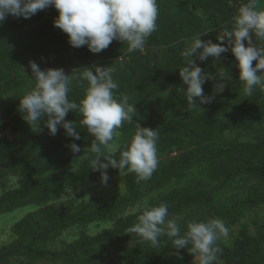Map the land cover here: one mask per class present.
<instances>
[{"label":"trees","instance_id":"1","mask_svg":"<svg viewBox=\"0 0 264 264\" xmlns=\"http://www.w3.org/2000/svg\"><path fill=\"white\" fill-rule=\"evenodd\" d=\"M156 2L159 8L157 30L146 40L145 49L166 47V50L164 54L163 52L154 56L147 54L145 57L138 51L130 53L135 62L133 67L126 71L127 74H123L116 90L118 102L123 95H127L128 102L134 104V107L137 106L135 114L145 113L147 109L152 108V95L167 88H171L170 98L177 102L178 88L185 87L177 72L178 68L185 66V60L181 55L189 47L185 42L207 32L206 41L222 43L223 46L230 48L227 41L221 42L217 39L218 34L215 31L226 27L231 29V22L243 4L240 0H156ZM53 10L54 7L49 6L28 19L8 15L5 20L0 21V71H2L0 98L4 93L17 88L26 77L32 78L26 71L30 61L40 66L46 65L48 69L71 68L74 70L92 68L96 65L114 68L113 75L119 70L113 66L112 61L120 54L127 52L126 43L114 40L100 53L90 52L87 46L74 48L69 45L67 34L54 26L57 17L51 14ZM253 42L257 47H264V41L257 40L254 35ZM173 44H175L174 47H172ZM175 47L176 52H174ZM158 58L163 61L158 62ZM192 59L209 76L211 80L208 81L213 80V76L224 64L228 68L236 69L235 76L229 79L230 82L226 83V86L232 89L240 83L238 82L239 69L230 50L222 53L220 58L210 56L207 60L201 61L193 56ZM21 71L24 75L20 73ZM69 87V100L79 104L88 87L87 82H84L83 87H79L73 81ZM209 94L210 91L204 92L205 96L211 97ZM178 101L179 104H176L180 106L182 100L179 96ZM196 101L200 104L199 98ZM14 112V108L4 106L0 101V119ZM135 114L132 123H137ZM157 117L154 112L149 115L151 119ZM176 118L172 116L162 120L164 130L158 132L157 154L161 155L165 151L182 150L191 146L185 145L184 133L194 138L191 144L196 145L195 150L184 152L180 158L159 162L148 181L137 183L136 175L129 174L126 176V193L98 207L91 205L79 206L74 210H57L48 204L57 199L66 187L77 188L101 178L100 172L90 168V161L95 158L94 153V156L91 155L90 158L81 162L76 170H61L66 162L57 154L58 152L65 151L70 144L77 145L82 140L90 146L94 139L81 126V115L78 112L69 111L65 121L75 123L76 131L81 137L79 140L68 136L65 129L59 125L58 133L54 136L50 135L44 123L47 117H42L39 132L29 127L19 133L18 142L0 144V156L5 155L11 147L16 145L17 147L20 145L19 151L22 152V155L15 160L0 162V172L8 176L20 177L19 188L7 192L0 198V213L35 204L40 207L38 214L43 215V218L36 220L34 218H37L38 214L33 213L16 225V231L23 236V240H26L24 235L27 233H30L32 238L28 239L26 245H15L7 250L3 258H0V263L2 260L19 255V251H25L22 253L30 259L46 258L64 264H192L193 257L187 249H173L171 240L166 236L159 238L160 247H151L148 242L139 243L140 238L136 234H126L127 229L138 222V217L144 209L128 215L125 219L120 216L126 209L140 204L144 195L152 192L164 193L171 185L185 179L194 168H199L207 161L217 158V163L223 164L227 169L219 172L215 170L220 185L211 190L208 187V192L207 189L205 191L185 189L184 193L175 192L164 199L159 198L152 207L160 204L167 205L168 219L175 218L177 222L183 216L180 225L181 235L187 231V225L183 224L187 221L207 222L209 219L216 218L223 222L235 223L248 212L246 210L248 205L264 203V156L260 154L259 145L255 147L243 145L233 151L230 148L215 145L202 147L205 140L203 135L198 136L200 127L192 122L190 125L174 130ZM125 124L127 125L128 122ZM138 124L141 127L153 129L150 122ZM122 150L124 146L116 152L117 160ZM42 151L48 156L47 158L40 156ZM107 154L105 152V155ZM101 163H107V161L101 158ZM112 174H120V171L109 167L107 175ZM239 179L255 181L258 185H253L256 188V194L243 195L241 197L243 202L239 204L235 203L234 199L228 202L230 199L225 195L233 196V193L238 191ZM222 198H226L228 203L223 204ZM65 218L68 219L64 220ZM111 221L112 229L92 237L82 238L64 247V250L60 252H49L40 248V244L49 235H57L66 225ZM217 244L223 250L217 259L221 261V264H264V242L256 236L241 234L240 238L235 239L231 245ZM5 251L6 248L2 250V252ZM177 252L179 255L173 254Z\"/></svg>","mask_w":264,"mask_h":264},{"label":"clouds","instance_id":"2","mask_svg":"<svg viewBox=\"0 0 264 264\" xmlns=\"http://www.w3.org/2000/svg\"><path fill=\"white\" fill-rule=\"evenodd\" d=\"M49 6L57 10L54 26L67 34L68 43L74 48L87 46L92 53L102 52L114 40L126 43L129 54L137 50L143 52L146 40L157 30L159 8L156 0H0V21L8 15L28 19ZM231 23V29L226 27L217 37L221 42L227 41L230 48L211 40L202 41L201 36L206 35L205 32L195 36L191 45L181 53L185 66L179 70V75L185 87L178 88V91L184 93L189 110H200L194 97L199 98L200 104L211 103L212 99L204 95L202 87L209 76L196 65L193 56L204 61L210 56L220 58L222 53L230 50L239 69V80L244 85L243 94L252 96L257 86L264 91V47H257L253 42V35L264 41V10L259 8L258 0H249L241 5ZM29 67L35 86L19 100L18 110L24 113L22 118L30 129L39 132L42 117H47L44 123L50 135L58 133L59 125L68 136L79 140L81 137L75 123L65 121L69 111L78 112L81 126L94 138L88 147L95 154L90 168L101 173L102 184L106 185L109 180V167L124 175L134 173L137 183L151 178L159 163V133L156 129L141 127L137 123L130 143L124 146L119 159L115 158L120 148L116 142L121 135L118 129L123 128L125 122H133L136 109L128 102L127 95L118 102V85L112 79L114 68L93 65L92 68L74 69L66 75L61 68L41 70L32 61ZM73 81L79 87H83L85 81L88 84L79 104L68 98L69 85ZM225 86L223 82L217 83L214 90L222 92ZM69 147L73 153L81 151L74 143ZM101 158L107 163H101ZM168 216L167 205L149 207L145 202L138 222L128 228L126 234H136L140 238L139 243L148 242L151 247H160L159 238L166 236L173 249H187L197 264L217 261L223 252L217 242L229 234L222 220L190 221L187 231L181 235L176 219H168ZM173 254L179 255L178 252Z\"/></svg>","mask_w":264,"mask_h":264},{"label":"rangeland","instance_id":"3","mask_svg":"<svg viewBox=\"0 0 264 264\" xmlns=\"http://www.w3.org/2000/svg\"><path fill=\"white\" fill-rule=\"evenodd\" d=\"M240 1L243 3L242 5L249 2V0ZM258 4L259 8L264 10V0H258ZM51 14L54 17L58 16V12L55 8L51 11ZM224 30L225 28H219L215 32L219 37L223 34ZM206 35L201 36L202 41H206ZM192 41L193 39L188 40L185 44L190 46ZM174 46L175 44L172 45V47ZM245 46H247L246 42ZM165 50L166 47H153L150 49L144 48L143 52L137 51L140 55L145 57L147 54L153 56L154 54L159 55L162 52L164 54ZM176 51L177 48L175 47L174 52ZM134 60L135 59L132 58L129 53L124 52L120 54L117 59L112 61L113 66L119 69L116 74L112 75L113 82L117 85L120 83L123 78V74L126 73L129 68L133 67V62H135ZM161 61L163 60L158 58V62ZM38 66L41 70L48 69L46 65ZM61 69H63L66 75L71 74L73 71L71 68ZM180 69L181 68L177 69L178 73ZM26 71L32 76V78L29 79L26 77V79L21 81L17 88H13L9 92L4 93L0 98L1 103L4 106L6 105L7 107L14 108L15 110L13 114L0 119V144L12 141L18 142L17 138L19 133L22 130L29 128V125L22 118L24 114L21 115L22 112L18 110L19 100L22 99L21 96L26 93L28 94L35 86V79L32 75L31 68L28 66ZM0 73H2V71H0ZM20 73L24 75L23 71ZM235 74L236 69L228 68L223 64L218 72H216L213 76L212 81H208L211 79H206L202 87L204 92L210 91L209 95L211 96L212 101L211 103L204 105L197 104L198 108L202 111L198 109L189 110L186 97L181 91H178L177 102H175L170 98L171 88H167L152 95V108L147 109L145 113H136V122L141 124L150 122L153 129H156L158 132H163L164 129L162 120L164 118L168 119L172 116H176L177 118L175 120L176 125L174 126V130H178L182 126L190 125L192 122L200 127V130L197 132L198 136L200 137L203 135L205 140L202 147L215 145L230 148L233 151L243 145H247L249 147L259 145L260 154L264 156V91L257 86L252 96H246L243 94L242 89L244 85L240 80H238L240 83L236 82V87L232 89L225 86L222 92H216L214 90L215 84L222 82L225 84L229 83V79L235 76ZM178 96L182 100L180 106L177 105L179 104ZM194 99L197 100L198 98L194 97ZM179 107L181 108L179 109ZM135 109H137V106ZM152 112H154L158 117L154 119L149 118V115ZM137 123H128L127 125L125 124L123 128L118 129L121 135L116 142L120 145V148L130 143L136 131ZM183 138L186 139L185 145L190 144L191 146L182 150L174 149L170 152L165 151L161 155H159V153V162H168L169 160L180 158L184 152L195 150L196 145L191 144L194 138L191 135L187 136L185 133L183 134ZM77 146L81 149L79 153H73L70 147L65 151L57 153L61 156L62 160L66 162L61 170L74 171L86 158H90L91 155L94 156L93 153L88 150V147L90 146L85 140H82L81 143L77 144ZM19 149L20 145L18 147L17 145L11 147L5 155L0 156V162H10L17 159L22 155V152L19 151ZM40 156L43 158L48 157L44 151L40 153ZM217 162V158H214L213 160L207 161V163L203 166L194 168L189 172L185 179L179 181V183L171 185L164 193L152 192L144 195L140 204L133 208L126 209L120 217L125 219L128 215L144 209L145 202H147L149 207H152L159 198L164 199L175 192L184 193L185 189H200L204 191L207 189L208 192V187L210 190L216 188L218 184L220 185L221 183L217 180L218 177L215 170H218V172L221 170H227L223 164ZM201 164L202 162L199 163V166ZM129 174L134 175V173H128L126 175H109V180L106 185L101 183V178H98L91 183L81 185L77 188L66 187L64 192L57 199L49 202L48 204L51 205L53 209L57 210H74V208L79 206L88 207L93 205L94 207H98L105 203H110L111 199L121 197L126 193V176ZM19 181V176H8L0 172V198L4 197L7 192L18 189ZM239 181L240 187H238V191L236 193H233V196L235 197L232 198V195H225V197L230 199L228 202L234 199V202L236 201L235 203L239 204L243 202V198L241 199L243 195L256 194V188L253 186L257 185L255 181H241L240 179ZM221 201L223 204L228 203L226 198H222ZM246 210L248 212L246 214L244 213L245 216L239 221H236L235 223H231L230 221L223 222L229 229V234L226 239L222 238L217 243L225 246L231 245L235 239L240 238L241 234H244L245 236H256L259 239H263L264 242V203L248 205ZM39 212V206L30 204L15 208L9 212L0 213V258H3V255L7 252V250L12 249L15 245H26L28 243V239H31L32 235H30V233L25 234L24 237L26 240H23V236L16 231V225L25 217H28L33 213L38 214ZM39 215L40 214H38L37 218L34 219L37 220L43 218V215ZM182 217H180L177 222L179 227H181ZM67 219L68 218H65L64 220ZM183 224L186 226L188 221L183 222ZM112 228V221L93 222L86 225H66L57 235H49L42 242V244H40V248L49 252H60L64 250V247L71 245L82 238L88 236L92 237ZM5 248L6 251L2 252ZM22 252L25 251H19V255L2 260L0 264H64L59 261L53 262L46 258L39 260L30 259V257H27ZM192 264H197L194 258H192ZM216 264H221V261H217Z\"/></svg>","mask_w":264,"mask_h":264}]
</instances>
